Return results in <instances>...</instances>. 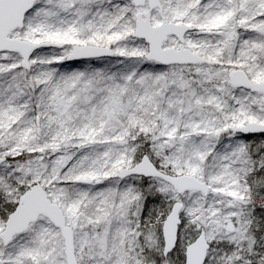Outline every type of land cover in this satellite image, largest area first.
I'll return each mask as SVG.
<instances>
[{
  "label": "snow or ice",
  "instance_id": "snow-or-ice-1",
  "mask_svg": "<svg viewBox=\"0 0 264 264\" xmlns=\"http://www.w3.org/2000/svg\"><path fill=\"white\" fill-rule=\"evenodd\" d=\"M0 264H264V0H0Z\"/></svg>",
  "mask_w": 264,
  "mask_h": 264
}]
</instances>
